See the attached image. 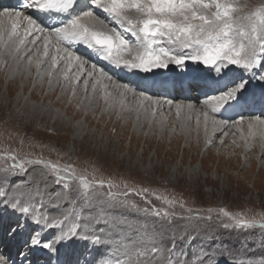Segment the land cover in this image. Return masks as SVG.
Returning <instances> with one entry per match:
<instances>
[{
  "label": "snow or ice",
  "instance_id": "obj_1",
  "mask_svg": "<svg viewBox=\"0 0 264 264\" xmlns=\"http://www.w3.org/2000/svg\"><path fill=\"white\" fill-rule=\"evenodd\" d=\"M88 5L85 10L73 13L77 0H23L21 9H0V68H8L6 78L12 79L18 72L31 76L35 69L36 79L43 82L47 77L50 87L59 84L62 91L70 90L73 97L82 87L86 100L91 92L94 96H103L106 104L113 99V93L108 89L115 84L113 91L120 97L122 109L131 95L129 103L135 102V110L143 112L146 118H154L158 113L153 105L157 102L151 96L127 83L114 81L105 68L79 55L74 50L75 46H86L98 59L122 70L143 73L168 69L170 65L183 67L188 63L206 66L221 75L231 66L249 73L264 66V0L251 7L237 0H88ZM26 9L57 12L69 18L57 26L46 27ZM102 16L114 26H110ZM128 35L134 39L127 38ZM258 79L264 81V74H260ZM246 84L247 80H242L209 97L204 103L211 105L213 114L219 113L229 101L238 97ZM187 108L191 110L192 105H187ZM175 109L179 117L183 106L176 104ZM151 123H155L154 119ZM197 123H200L199 116ZM203 124L206 131L211 126L213 133L233 126V122L217 120L208 112L203 113ZM258 124H264V120L260 117L250 119L247 129L251 132ZM234 126L241 139L247 140L243 134V117L234 122ZM222 134L228 135L227 132ZM207 143L211 145V136L207 137ZM11 159L15 163L0 175V202L29 216L34 223L58 229V235L52 240H42L38 233L34 235L32 247H42L55 253L60 242L77 237L94 246L107 248L106 254L98 258L96 264H190L185 258L188 253L177 247L174 235L166 236L163 227L155 231L128 222V217H134L171 224L176 218L174 212L153 205L149 197L154 194L148 188L126 189L121 194L125 197L122 199L111 191V182L107 185L108 190L104 191L103 180L89 181L77 176L74 170L62 169L57 164H45L43 160H17L14 155ZM26 164L50 168L55 175L53 183L65 189L69 187L70 179L78 180L80 198L85 201L90 199L89 190L95 188V199L111 220L103 217L89 220V227L83 228L77 223H65L73 215L71 209L63 213L62 218L42 214L30 204L33 197L43 193L28 190L31 181ZM15 176H25L22 181L25 189L11 185L5 191L3 185ZM128 192L142 198L145 206L140 207L126 199ZM21 197H24L23 202ZM156 199L173 207L176 203L162 196H156ZM64 200H71L70 195L66 194ZM180 207H184L182 202ZM86 211L95 212V208ZM207 211L211 213L213 210ZM187 212L192 213L193 210L187 209ZM181 219L186 222L182 227L194 240L196 236L192 233H199L202 228L206 230L212 216L192 215ZM216 222L226 229L264 228V220L243 219L223 208L218 210ZM166 238L170 240L167 245L164 244ZM109 254L111 258H108ZM0 264H9V260L0 255ZM200 264H206L205 260L201 259Z\"/></svg>",
  "mask_w": 264,
  "mask_h": 264
},
{
  "label": "rangeland",
  "instance_id": "obj_2",
  "mask_svg": "<svg viewBox=\"0 0 264 264\" xmlns=\"http://www.w3.org/2000/svg\"><path fill=\"white\" fill-rule=\"evenodd\" d=\"M237 2L251 7L257 5L259 0H237ZM103 19L109 22L106 17ZM127 38L132 39V36L128 35ZM78 47L75 46L74 50ZM83 57L88 59L84 55ZM181 69H190L193 76L211 70L200 64L188 63L183 67L170 65L168 69L154 70L152 73L135 72L155 74L150 76H167L180 73ZM237 70L241 75L240 79L232 82L231 86L247 80L245 90L252 84L264 83L257 77L264 74V66L252 73L240 68ZM7 72V67L0 68V175L3 174L4 169L15 163L11 159L14 155L17 160L23 158L43 160L45 164H57L62 169L74 170L77 176H83L89 181L103 180L104 191L108 190L107 185L111 182L113 185L111 191L122 199L125 197L121 194L126 189L148 188L149 192L154 194L149 197L153 205L174 212L176 218L171 224L167 222L161 224L152 218L145 220L134 217H128V222L133 226L143 225L155 231L163 227L166 236L174 235L177 247L188 253L185 258L189 259L190 264H200L201 259H204L206 264H264V228L226 229L216 222L220 208L243 219L264 220V145L259 151L260 137L252 141L242 140L240 133L237 132L224 142L221 133L215 135L216 138L212 140L211 145L207 141L206 144L200 145L191 136L193 132L189 134V138L183 137L180 128L174 125H171L172 130L170 127L171 131L168 134L167 128H161L157 122L144 128H136L135 123L131 122L128 116L120 117L116 114L113 103L106 104L103 96H98L97 107H94L96 105L90 104L91 99L90 103H87L84 92L80 95V99L73 97L71 92L62 91L59 84H54L56 89L50 87L48 78H45L41 82L42 87L37 89L36 86L40 81L36 79L35 73L23 91L21 84L24 79L18 77L19 72L15 74L14 79L6 78ZM114 78L118 81L117 76ZM89 83L91 84V79ZM166 91L164 88L163 94ZM220 92L222 91L209 96ZM19 94L23 99L17 102L15 98ZM90 94L89 92L88 98ZM151 97L160 99L156 94ZM256 115L260 118L264 117V114H255L247 118ZM171 118L174 121L177 115ZM238 118L235 116L232 122H236ZM170 132L173 134L171 135ZM202 136L205 140V135ZM233 141L236 143L234 144ZM241 146L243 148L238 151ZM25 168L30 181H33L28 186V190H40L43 193L30 201V204L42 214L62 218V214L71 209L73 215L65 223H77L83 228L89 227L87 223L89 220H99L101 217L111 220L110 216H105L104 209L95 199V188L89 190L90 199L85 201L80 198L78 180L70 179L69 187L65 189L53 183L55 175L45 165L26 164ZM24 180L25 176L12 177L3 188L7 191L11 185H15L24 190L25 184L22 183ZM66 194L70 195L71 200H64ZM156 196L175 201V206L164 204V201L157 200ZM126 199L140 207L145 206L143 199L132 192H128ZM21 200L23 202L24 197H21ZM181 202L183 208L180 207ZM91 208H95V212L86 211ZM187 209H192L193 212L188 213ZM208 209L213 211L208 213ZM3 212L4 210L0 208L2 213L0 216L5 217ZM16 215L11 213L7 221L11 223L8 225L13 232L11 239L16 238V234L21 232L15 229L13 223L20 225L19 216H26L21 213ZM192 215L212 216V220L207 222L210 226H207L206 230L202 228L199 233H192L196 236L194 240L182 227L186 222L181 219L182 216ZM36 227L37 225H33L30 228L32 231L29 237L26 236L27 239L19 237L16 244L10 243L11 249L8 252L0 246V253L6 252L11 264H16L17 260L34 264L31 256L35 252L28 238L32 239V234H37ZM56 230L58 232V229ZM54 236L50 240L56 237ZM181 237L185 238L181 239ZM169 243L170 240L166 238L164 244ZM69 247L70 243L66 240L60 242L56 250L65 252ZM102 250L103 256L107 248L102 246ZM10 254L12 258H9ZM34 256L35 264H53L52 261L50 262L51 258L41 263L42 258ZM108 258H111V254ZM68 259H71V255H68ZM96 261L90 262L96 264ZM79 263L85 264L80 259Z\"/></svg>",
  "mask_w": 264,
  "mask_h": 264
},
{
  "label": "bare ground",
  "instance_id": "obj_3",
  "mask_svg": "<svg viewBox=\"0 0 264 264\" xmlns=\"http://www.w3.org/2000/svg\"><path fill=\"white\" fill-rule=\"evenodd\" d=\"M88 6H89L88 0H77V7L73 9V13H78L80 11H83ZM4 8H15L13 5V0L3 1L2 4L0 5V9H4ZM26 11L28 12V14L32 15L35 19H37L41 24H43L46 27L57 26V25L65 22V20L69 18L68 16H66L64 14L55 13L52 11H39L37 9H26ZM39 12L43 13L42 15H44V17H45L43 20L39 17ZM101 18L103 19L104 17L102 16ZM110 26H114V25L110 24ZM132 39H133V37H132ZM77 46H79L77 49L78 50L77 53L79 55H81V56L84 55L85 57H88V60H90L92 63L97 64L98 67L105 68V71L109 72V74L113 77V79L116 82L127 83L131 87L136 88L138 91L146 92V94L149 96L156 94L160 97V99L153 97V100L157 102L153 106L156 108L158 114L154 118H151V117L146 118L143 112H137L135 110V106H134L135 102L134 101L132 103H129L130 101H132L131 95H129L128 98L125 100L124 107L122 109L121 105H120V97L117 96L115 91H114L113 99H110L107 103H109V104L113 103L115 113L119 114L120 117L121 116L122 117L128 116L130 118L131 122L133 121L135 123L134 125L136 126V128L140 129L141 127L144 128V127H147L148 125H153L154 123H151V120L154 119V121L157 122V125L158 124L161 125V128H165V129L167 128V132H166L167 134L169 133V131L172 130L173 126L171 127V125H174V127L176 126V127L180 128V132H181L182 136L186 137V138H189V136H190L189 134H191L193 132V134L191 136L194 139H196L200 145H203L202 143H205L207 141L208 136H211L212 140H214L216 138L215 135H219L221 133L227 132L228 135H222V138H224V142H226L227 138L229 136H232V135L234 136V135H236L235 133H237V132H238V134L240 133L237 130V128L234 126V123H233V126L216 130L215 133H213L211 126H209L207 131H206L204 124H203V113L208 112L209 116H211L212 111H211V105L210 104L205 105L204 102L206 99H208V97H211V96L207 95L205 97H202V96L197 94L198 93L197 88H199V87L201 88V86L207 85L206 83H199V82H201L202 80L204 82H207L210 79V78H207V76L211 77V75L214 76L216 79H218V82H220V85L217 86L216 87L217 89L215 88L216 90L214 92L210 93V95L214 94L216 92H219V91H224L227 87L231 86L233 79H236V80L240 79L241 75H240L239 71L237 70V68H235V69L229 68L223 75L216 73L214 70L202 71L200 74L203 75L202 76L203 79H201V80L200 79L195 80L196 76H193L191 74L190 69H181L180 70L181 72L179 71L180 73H176L173 76H176V77L178 76L185 81L194 80L195 83H199V84H196L197 87H191V85L189 84V86L187 85V89H186L187 91H184L185 89H183V91H181L179 89V92L175 93L173 97H168L167 95L161 94L159 91L154 90L151 92H147L145 89H143L139 86H135L133 84V82H131L129 79H134L138 75L131 74L129 77H125V75H124V73H126L127 71H128V73L135 72V71H133V70H127L126 71V70H122L120 67H116L117 69H114V70L121 72V75H120V73L116 74L106 63H104L102 60L98 59L95 56V53L93 51H91V49H88L86 46H83V45H77ZM77 50H75V51H77ZM85 67L87 68L88 65H85ZM19 73H18V77L21 80L24 79L23 84H21V88L23 89V91H25L26 87L28 86L29 80H31L33 78L32 76L35 73V69L32 70L31 76L24 77L25 74H22V72H19ZM145 75H155V74H142L141 76L143 77ZM116 76H117L118 81L114 78ZM171 76H172V74L167 75V76L157 75V76H155V79H152V80L159 82L161 79H170ZM18 77H17V79H18ZM45 78H47V77H45ZM105 83H109V82L105 81ZM41 85H42V83L40 82V84L38 86H36V88L37 89L41 88L42 87ZM55 85H58V84H55ZM13 87H15V85H13ZM51 87L56 89V86H54V85ZM114 89H115V84H112L111 87L108 89V91L113 93ZM172 90L175 91V89L173 87H172ZM69 92H71V91L69 90ZM82 93H83V90H78L76 97H78L80 99V95H82ZM62 97L65 98V96H62ZM89 97L90 98L87 99V103H90V99H91L90 104L96 105L94 107H97L98 96L95 97L91 93ZM15 99H17V102H19L23 98L19 94V95H17V97ZM170 101H172L173 103H169ZM255 102L257 104H260L261 106L264 104V83H262V84L257 83L256 85L252 84L249 89H245V90L243 89L239 93V95L236 99L231 100L230 104H228V105L226 104L221 109V111L219 112L221 117H222L221 119L218 118L219 115L217 117V113L214 115L216 116L217 120H226V121H230V122H232L231 115H236L237 117H239L238 120H240V117H243V134L247 137V141H252L253 139H255L257 137H260V145H259V151H260L264 145V124H258L256 126H254L253 129H251V132H249V130L247 129V122L250 119H253L255 117H259L258 115H256L254 117L247 118L251 115L253 116L255 114H258L253 108L250 110V106L251 105L253 106L255 104ZM148 103L151 104L152 101H149ZM176 104H181L183 106V110H182L180 116L179 117L177 116V119H174V121H173V120H171L172 119L171 117L176 114V109H175ZM189 104L192 105L191 110H189L187 108V105H189ZM244 110L249 111L245 114V116H243V113H242V111H244ZM198 116L200 117V123L199 124L197 123V117ZM261 119L264 120V117ZM238 120H236V121H238ZM170 127H171V130H169ZM78 128H81V127H77L76 129H78ZM229 129H230V131H228ZM170 134L172 135L173 133L170 132ZM203 134L205 135V140H204V137L202 136ZM194 139H192V140H194ZM174 140L175 139H172V141H174ZM240 142H242V141H239V143ZM189 143L191 145V142H189ZM246 143H248V142H246ZM226 146L229 147L228 145H226ZM242 148L243 147L241 146L237 150L241 151L240 149H242ZM231 161H230V164H231ZM16 187H18V186H16ZM59 204H61V203H59ZM50 207H52V206H50ZM0 208L4 210L3 215L5 217L7 216L6 218L3 217L2 215L0 216V246H1V248H4V251H6V252H8L9 249H11L10 243L16 244L19 240V237L27 239V237H29L31 234L30 231H32V229H30V228L33 227V225H37V227H36L37 231H35V233H38L42 240H50L51 237H53L54 235L55 236L58 235V232L55 228H46L40 224L34 223L29 216H25V217L19 216L20 225H18V223L14 222L13 226L15 227V229L17 231L19 230L22 233L20 232L19 234H16L17 235L16 238H18V239H16V238L11 239L10 236H13V234H12L13 232H12V229L8 226V225H11L10 222H7L9 219L8 217L11 213H14L16 215L19 212H17L14 209L9 208L3 202H0ZM52 208H54V207H52ZM56 209L57 208H55V210ZM54 212H56V211H54ZM0 214H2V213H0ZM3 224H4V226H3ZM13 231H15V230H13ZM15 233H16V231H15ZM34 235L35 234L33 233L32 238ZM28 239H29V242H31V238H28ZM21 240H23V239H21ZM25 241H27V240H25ZM68 242L70 243V247L65 252H60V251L58 252L56 250L55 253H52L49 250L44 249L42 247H33L35 253L31 256L32 263L35 264V256L34 255L38 256L39 258H42L41 263H44L47 260H49V258H51L50 262L52 261L53 264H80L79 259L81 260L82 263L92 264L98 258H100L102 256L101 255L102 246H98V247H100V249H99L97 246L92 245L88 240H84V239L74 237L72 239H69ZM56 249H57V246H56ZM63 251H64V249H63ZM6 252H4L3 254L0 253V255H3L5 258H7ZM102 253H103V250H102ZM41 254L43 256H41ZM68 255H71V259H68ZM9 258H12L11 254L9 255ZM10 260H9V264H11ZM68 261H69V263H68ZM90 261H93V262H90ZM26 263L27 262L24 260H21L20 262H18V260L16 261V264H26Z\"/></svg>",
  "mask_w": 264,
  "mask_h": 264
}]
</instances>
